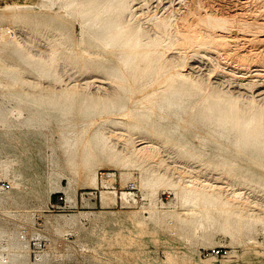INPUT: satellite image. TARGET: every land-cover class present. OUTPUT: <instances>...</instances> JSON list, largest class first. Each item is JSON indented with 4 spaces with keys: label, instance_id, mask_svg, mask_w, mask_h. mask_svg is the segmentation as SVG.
I'll return each instance as SVG.
<instances>
[{
    "label": "rangeland",
    "instance_id": "374dc122",
    "mask_svg": "<svg viewBox=\"0 0 264 264\" xmlns=\"http://www.w3.org/2000/svg\"><path fill=\"white\" fill-rule=\"evenodd\" d=\"M173 1L174 2H172V0H136L134 2V9L138 13L141 20L146 22L147 13L149 17L150 12L152 15L153 11H156L158 9L157 7H159L160 10L164 7L171 6V3H173V7L177 8L178 5L176 2H178V0ZM222 1L224 2L226 0H221V2ZM227 1H231V3H221L218 7L221 11L223 10L222 12L233 15H237L239 12H242L238 11L237 13L236 11L241 5L237 7L236 4L238 3H233L234 0ZM37 2L39 3V0H0L1 24L12 21V15L8 17H4L2 15V8L7 4L35 5L37 4ZM262 4H264V0H252V3L247 4L244 7L246 10L243 11V14L245 12L246 18L245 16H243V14L241 15L242 17L240 15H238L237 17H244L245 19H247L251 16L249 20L258 18L254 17V12L258 10L261 11L262 9H260V6H262ZM154 7L156 8V10L154 9ZM233 10L236 13H233ZM45 21L46 20L40 18L38 20L29 22L15 23L13 26L17 27V31L12 30L13 34L11 33L10 35H8L9 37H7V40L5 39V42L1 41V36L2 34L4 35L6 31H0V81L2 82V84H0V112L1 114H3L4 111L6 113H4L2 117L0 114V242H3L0 243V264H206L208 263V261H212L214 264H264V225L263 223L255 222L254 224V222H252V224H248L249 222H246L252 215H258V217H262V221L264 220V153L257 156L255 154L253 155L251 151L248 150L250 149V144H247L249 145V147L247 146V148L245 147V144H242L244 147L241 145L240 150L243 153L240 151V154L236 152V150L234 152L235 147H233V143L236 142L237 137L232 138L231 141H228L226 138L218 136V130L213 127H211L209 132L210 125L207 124L208 122H206L205 120H201L200 118L202 116L200 117L197 112H194L193 114L185 113L180 117H177L174 115V111L171 109L160 112L159 108L155 107L156 111L154 110L153 112L149 113L147 109H144L149 108L148 102L146 104L147 106H141L139 103H137V106L134 105L131 108H142L141 110L144 109V111H146L140 116L141 119L139 121H134L136 122L134 123L133 120H127L125 121L124 125L115 124L116 127L120 125L119 128H116L111 124L106 126H109V128L115 130L116 133L114 134H117L118 137L113 134L110 140H113L112 143H115L114 145H117V148L122 146L123 143L121 142H124L122 141L123 139H129L127 141H130L132 139L131 142L133 144L131 142H128V149L132 147H141L144 145L141 143L144 142V140L147 141V138H150V135L146 132V129L142 130L141 132L137 128H132V126H134L135 124L137 126V123H141L140 126L142 127V129H144V127L146 128V126H150V124L156 126L157 128H161L162 131H166L165 134L162 135L163 138L160 139L161 136L157 134H153L156 137H152L153 140L155 139L154 141L160 145H158L159 148L161 147L159 151V153H161H158V157H163L164 159L161 158L160 160L163 159L162 161L166 163L163 164V167L161 166L162 164L159 165V172L163 171L162 173H169L170 175H172V180H176L174 179V177H177L178 172L182 173V170H184L188 175L184 176L185 172L183 171V177H192L193 174L194 177L196 176L199 179L202 178L210 180L214 177H219L220 181L223 182H231L235 180L233 182L237 185V191H239V189L241 188L239 192H246L244 195L250 193L248 196L253 202L255 201L254 204L256 206L253 207L254 209L244 211L245 213L243 214L246 216V218H244L245 221L243 222L244 229L242 228L240 233L241 235L239 234L238 237H235L234 241L230 235L228 236V233L226 234L225 231L223 233V230L220 227L216 226L214 227V229L210 228V231L208 230L209 232H204L201 229H197V225H187V227L185 224L180 223L179 220L176 219V217H174V215L176 214L171 215L170 213H167L170 208L175 206L176 202V205L181 204L180 200H177L175 198L176 195L172 194L174 193V189L170 186H167V188L160 187L161 189L158 188V190H156L158 192L155 195L154 193L152 194L144 187H142L140 182L144 174L146 173L140 172V168L135 166L136 164H138L137 159L128 156L127 159L131 158L132 160L130 162L131 164L129 165L130 167L125 166L122 163H118L121 168L126 170L124 171L123 169L121 170V168H118L117 163H114L116 165H114L113 167V162L111 163L109 159L99 156V160H103L104 164L102 165V162L100 161L99 163L101 166L99 165V163H96L99 166L95 164L97 167H93V170H96V174L98 175L96 188H93V186L90 185L85 174L79 175L77 171H79L78 168L81 167L76 168V166H68L69 163H67L68 161L66 157H63L64 152L63 148L61 147L62 142L60 141V139H58L60 136L58 133L59 122L56 118L58 116V113L61 112H59V110H61L59 106L63 105L60 104V102L58 103V101H61V98L59 96L61 89H66L71 85H75L76 87H78V90L81 91L86 87L82 83H85V81L91 80L92 78H98L99 83H96V86H91L90 88H87V90L85 88L86 91L89 90V92H92L91 94L97 95L95 94L98 89L97 87H103V91H107V89H110L112 87L115 88V84L114 82H112V80H107L108 75L104 71H97L94 70L96 68H90L93 65V62H91L92 60L96 59V61H102L103 57L92 56V59L89 54H86L83 51L82 45H84V43H88L89 41L88 36L85 35L87 34L86 32L83 36H81V33H84V31L80 26L79 19H74V17H64L63 21L54 20L51 24H49V26H47V28L44 24ZM1 27H3L1 28L3 30H8L3 25H1ZM236 29L234 28L232 32L233 35L240 34L238 29ZM60 32L64 33V38H61L63 36ZM17 37H20V39H22V44L18 45V47L13 48L5 44L16 39ZM59 38H61L62 40H60ZM73 43L76 46L71 45ZM65 45L69 47L74 46V49L71 50L70 54L67 53L68 55H66L67 59L65 58V61L64 59H62L53 62V66L50 71V74L52 75V77L50 76L51 78L47 76H41L37 71H35V67H33V65L38 67L37 64L45 62L48 63V61L51 60H48L49 53L55 52L58 49V52L60 50V53L66 54L65 51H67V48L65 47ZM62 48H64L65 50L63 51ZM75 48H80L77 50L78 53L75 52ZM250 48H252V46ZM252 49H254V47ZM199 50L201 51L197 52L198 54L196 52L191 53L190 51L186 52L188 54H181L182 57L187 55L185 57L186 65L188 64V66H186V68L188 67L186 69V73H192V71L190 70L192 68L195 71H193L194 75L192 73L193 78H197L199 75L198 78L201 77L200 79L203 78L204 81L208 79L209 81L207 80V82L211 83L212 80V83L216 84L219 87L218 88L217 86H215L216 90H223L222 92H220L223 94L226 93L224 94L225 97H228V95L237 96L239 94H242L241 99L243 101H247V99L249 101V99H252L254 97L256 101H259V104L264 105V103H262L264 102V94L257 96L259 92L264 91V86L261 87V85L264 84L263 71L261 72V74L263 75L260 76L261 78L258 77L251 79L256 85L252 82V84L248 86V88L246 87V89L245 86L240 87L241 85H239L238 78L233 75L227 76L226 73H228L227 71L229 70L228 66H225L223 64L224 60H220L222 62L220 64V62L216 60V56L213 55L210 50L206 48H201ZM82 53H84L85 55L83 56ZM201 53H204V55H202ZM192 55L195 56L193 57ZM108 57L109 62L107 63L109 65H116L117 61L115 57L110 55H108ZM177 57L179 56L177 55ZM110 58H113V60ZM88 60L90 61V64H87ZM26 61L28 63L32 62L33 65L30 66ZM221 65L223 67H221ZM216 66L218 67L216 68ZM219 67L221 69L224 68L223 70L226 71H222ZM259 69L264 70V67H259ZM212 70H214V72ZM91 71L93 74L91 73ZM96 71L98 72V75ZM127 73L129 76L131 75L129 78L132 81L125 82V84L128 85L129 83L131 84V82L135 83L132 79L134 71L130 70L127 71ZM204 75L206 79L204 78ZM13 78L18 80H13ZM55 78L58 80L62 79L60 83L61 85L56 82ZM229 79L231 80L228 81ZM19 80L20 82H22L20 83ZM254 80L257 82H255ZM227 81L230 83V86ZM231 82L234 83L232 84ZM133 83L132 85L134 86ZM236 83L237 87L235 86ZM246 83L249 82L247 81ZM139 85L141 84L139 83ZM139 85H135L136 89L137 87H140ZM257 85H259V88ZM185 88L187 90H191V94L190 92L188 93L185 89L181 90L183 94L187 92L186 99H191L190 101L187 100L188 106H190L192 102L197 98V96L194 95V99L193 97H191L193 95L192 89H188L190 87ZM225 88H228V90L230 89L231 91L229 90V92H227L225 91ZM167 89L168 88L164 87L163 89H160L157 94L161 96L165 91H167ZM237 89L239 92H237ZM54 90L56 92V96L52 95V92H54ZM240 91L243 93H241ZM40 95H42V97H40ZM244 95H247L250 98L246 96L247 99L245 100ZM31 98L35 99L36 101H33V99ZM38 98L40 99L39 103L44 104H38L40 105L38 106ZM261 99H263L262 102H260ZM18 100L21 102L22 106L20 105V102ZM42 100L45 102H43ZM55 100H57V103L55 102ZM123 101L128 103L125 96ZM32 103H36V105ZM25 105L29 106L26 107ZM11 107L12 114H10ZM20 108L22 111L20 110ZM36 109L39 112H37ZM33 110H35L36 112ZM18 111L20 112L19 115L17 114ZM197 111L201 113L200 109ZM75 115L76 117H78L77 114ZM196 115H198V117ZM185 117H188V119ZM30 118H32L33 120ZM1 119L3 120V122ZM199 119L203 123L205 122V126L202 124V122L196 121ZM4 121H7V123L5 122L4 124ZM193 122L195 126L192 125ZM27 123H31L32 125H29ZM101 124L103 126L104 121L100 120L99 125ZM199 124L202 125L200 126ZM127 125L129 126V128ZM196 125H199L200 127ZM34 126L36 127L32 128ZM206 126L208 129L206 128ZM120 127H124L125 129H122ZM211 131L214 132L215 135L212 134ZM198 132L200 134L202 133L201 136ZM210 133L211 135H209ZM203 136L206 138H204ZM200 137L204 139L202 140ZM214 141L217 143H215ZM225 144H227V146L230 145L233 149L229 148L230 146H225ZM216 145H220V148L222 149L228 148V150L224 152L222 151V149H219V146ZM228 151H230L231 153ZM194 152L195 154H193ZM189 153H191L190 156ZM234 153H236L237 155L240 154V157L236 156V154ZM247 153H249V155ZM197 155H199L200 157ZM219 155H224L226 158H228L229 161H233L236 165L235 167H233L237 171L232 167L229 172H226L225 167L223 168L224 165L218 164ZM191 156H196L198 158L193 159V157L191 158ZM64 158L66 159L65 161ZM242 158L245 159V161ZM255 162L258 164H256ZM5 163L6 165H4ZM133 163L135 164L134 169H132L133 167H131ZM65 164L66 166H64ZM144 166H148V164H143L142 167ZM174 167L175 169H173ZM243 167H245L246 169L248 168L249 170L247 169L246 171V169ZM3 168H5V170H9L5 171ZM166 168L167 172H165ZM154 169H156L154 166L152 168L148 167L149 172ZM168 169L170 172H168ZM192 169L195 171H193ZM2 170L4 171V173L2 172ZM123 171L125 173H129H126L125 175ZM6 172H8L9 176L8 174H6ZM110 174H112L113 176H110ZM169 174L167 176H170ZM189 174L191 176H189ZM127 175L129 178H126ZM227 175L230 176V180H226V178H228ZM232 176L239 179H234L232 178ZM124 180H126L127 183ZM13 181L18 186L14 187L12 184ZM239 181L242 184L244 183L243 186H246L248 182L252 186L248 184L246 188H244ZM5 182L11 184L12 186L9 191H6L2 188V184ZM103 182L106 184L105 186ZM239 183L240 186L238 185ZM131 184L135 185V189H130V187L132 186ZM112 191L114 192V194ZM123 193H129L126 200L122 199L121 197L123 196ZM60 197L63 198V201H60ZM128 199H131L132 202ZM163 205L164 207H162ZM178 205L177 207H180V205ZM157 208L161 212H158ZM155 210L157 212V215L154 214ZM164 210H167L166 213H164ZM162 212L163 214H161ZM217 213L218 212H215L214 215L218 216ZM158 216L160 217L159 219ZM163 219L166 221H164ZM133 220L135 222L138 220V222L143 221L142 223L145 224V229L142 233L137 230L136 226L133 223ZM162 222L165 223L163 224ZM249 225H252L253 227ZM12 229L15 231V233H13L14 231ZM245 233L246 235H244ZM127 235L129 237L133 235L134 239L129 242V237H127ZM252 238L257 242L258 245L256 244L255 246L252 243H249ZM121 240L123 243L121 242ZM239 241H242L241 244ZM213 249H219L221 251V255L219 257L211 255L210 252ZM228 256L231 258V262L225 263L223 260Z\"/></svg>",
    "mask_w": 264,
    "mask_h": 264
},
{
    "label": "bare ground",
    "instance_id": "6f19581e",
    "mask_svg": "<svg viewBox=\"0 0 264 264\" xmlns=\"http://www.w3.org/2000/svg\"><path fill=\"white\" fill-rule=\"evenodd\" d=\"M135 1L136 0H39V3L37 2V4H35V5H32V4L31 5L30 4L29 5L7 4L5 7L2 8V15L4 17H8V16L12 15L11 16L12 21L5 23V24H1V22H0V29L3 28V27H1V25H3L8 30L10 29V30H16L17 31V27L13 26L15 23H18V22L24 23V22H29V21H33V20H38L40 18H42L43 20H46L44 23L46 28L54 20L63 21L64 17H67V18L74 17V19H79L80 26L82 27V29L84 31V33H81V36H83L86 32L87 34H85V35L88 36V41H89L86 44L83 42L84 43V45H82L83 51L86 54H89L92 59L94 56L103 57L102 61H100V60L96 61V59L92 60L91 62H93L92 63L93 65L92 66L90 65L91 66L90 68H96L94 70H97V71H99V70L102 72L104 71L108 75L107 80L110 79V80H112V82H114L115 88L112 87L113 89L110 88V89H107V91H103V87L102 88L97 87L99 89V90L97 89V92L95 93L97 95H93V94H91L92 92H89V90L88 91H86V90H87V88H90L91 86L92 87L96 86L95 84L96 83L98 84L99 80H98V78H94V79L92 78L91 80H87V81H85V83H82L86 86L85 87L86 90H85V88L83 90H81V88H80L81 91H79L78 87H76L75 85H71L70 87H67L66 89H61L60 95L58 94L61 98L60 99L61 101H58V103L60 102V104H63V105H61V106H59L60 104L58 105L59 108H61V110H59V112L60 111L61 112L58 113V116L56 118L59 122L58 133L60 136L58 139H60V141L62 142L61 147L63 148V152H64L63 157L64 156L66 157V159L68 161L67 163H69L68 166H70V167L76 166V168L81 167V168H78L79 171H77L79 173V175L85 174V176L88 178L90 185L93 186V188L94 187L96 188L98 175L96 174L97 171L93 170V167L97 165L96 163H99L101 161V160H99L100 157H102V158L105 157V158L109 159L111 161V163L113 162V167H114V165H116L114 163H117L118 168H121L119 166L120 163H122L125 166H129L131 164L130 162L132 161L131 158L137 159L138 164L135 165L133 163V165L131 167H133L132 169H134L135 168L134 165H135V166L140 168V172L146 173V174H144V176L140 182L142 187H144L146 190H148L152 194L154 193L156 195V193L158 192L156 190H158V188H160V187L167 188V186L168 187L170 186L174 189V193H172V194L176 195L175 198L177 200L178 199L180 200V203H181V204H179L180 207H177L178 204L176 205V203H177L176 202L174 207L170 208L168 211L164 210V213H166V211H167V213H170L171 215L176 214V215H174V217H176V219H178L180 223H183L186 226L187 225L188 226L197 225V229H201L204 232H209L210 228L214 229V227H216V226L220 227L223 230V233H224V231L226 232V234L228 233V236L230 235L234 241V238L238 237V235L241 233V230L243 228V224H244L243 222L245 221L244 218H246V216L243 214V213H245L244 211L254 209L253 207L256 206L254 204L255 201L253 202L250 199V197L248 196L250 193L244 195L246 192L245 193L243 191L239 192L241 190L240 187H239L240 188L239 191H237V189H236L237 185L233 182L235 180H233L231 182L230 181L223 182V181H220L219 177H214L210 180L209 179H202V178L199 179L196 176L194 177L193 174H192V177H183V174H184L183 171L184 170H182V173L178 172L177 173L178 175L176 174L177 177H174V179H176V180H172L173 179V178H171L172 175H170L168 173L170 176H167L168 175L167 173H162L163 171L159 172V170H158V169H160V168H158L160 164H162L161 166L163 167V164H166V163L162 161L164 159L163 157H161V158H163L162 160H160L161 158L158 157V153H159L161 147L159 148L160 145L154 141L155 139L153 140V138H152L153 136H155L157 134V135L161 136L160 137V139H161V138H163L162 135L165 134L166 131L164 132L161 130V128H157L156 126H154L152 124H150V126H146V128L144 127V129H142V127L140 126L141 123L140 124L137 123V126L139 124L138 127L135 124L134 126H132V128H137L141 132H142V130L146 129V132L149 133L150 138H147V141H145L143 139L144 142L141 143V144H144L143 146L132 147V148H129L130 149L129 150L128 149V147H129L128 142H131L132 139L130 141H127L129 139H123V140L121 139L124 142H121V143H123L122 146L117 148L116 147L117 145L115 146L114 145L115 143L114 144L112 143L113 140L112 141L110 140L111 136L116 132H115V130L109 128V126L107 127L106 125H109V124L114 125V126H115V124L124 125L125 121H127V120L128 121L133 120V122L134 121L137 122L141 119L140 116L144 112H146V111H144V109H147L150 113V112H153L155 110V107H158L160 112H164L168 109H171L174 111V115L177 117H180L181 115H183L185 113L193 114L194 112H197L200 117L202 116L200 119L203 121L205 120L206 122H208L207 124L210 125L209 132H210L211 127H213L216 130H218V132H217L218 136H220L222 138H226L228 141H231L232 138L237 137L236 142L233 143V147H235L234 152L236 150V152L241 154V152H242L240 150L241 145L245 144L246 145L245 147L247 148V146L249 147V145H247V144H250L251 146H250V149H248V150H250L253 155L255 154L257 156V155H261L262 153H264V105L259 104L258 103L259 101L258 100L256 101V99L254 97L252 99H249V101H248V99L246 98L247 95L246 96L244 95L245 100L247 99V101H243L241 99L242 94L241 95L239 94L237 96H235V95L229 96L228 95V97H225L224 94H226V93H224V94L221 93L223 90H219V91L216 90L215 86H217V85L213 84L212 80H211V83L207 82L208 79L205 78V75H204V78L206 79V81H204L203 78L200 79L201 77L198 78L199 75H198V77L196 76L197 78H193L192 73L194 75L195 71L192 68L190 69L192 71V73H186L187 72L186 69L188 68V67L186 68V66H188V64L186 65L185 57L187 55L184 57H182V55H181V54H184V55L188 54L186 52H189V51L191 53L192 52L197 53V52L201 51L199 49L206 48V49L210 50V52L213 55L216 56L215 58L217 61L220 62V64L222 63L220 60H224L223 64L225 66H228V70H229V71H227L229 74L224 72L227 74V76L228 75L235 76L239 80V85H241L240 87L245 86V88L246 87L248 88V86H250L253 82L251 79L263 76L261 74V72L262 71L264 72L263 69H259V67H264V4H262V6H260V9H262L261 11L258 10V11L254 12L255 14L253 13L254 17H258V18H253V19L249 20L251 18V16H250V18L248 17L247 19H245L246 15H245V12L243 14V11L246 10L244 7L247 4L252 3V0H249V1L246 0V2H245V0H234L233 3H238V4H236L237 7L241 5L239 7V9H237L236 11H237V13H238V11H242V12H239L237 15L236 14H234V15L233 14H226V13L222 12L223 10L221 11L218 8L221 3L226 2V3L230 4L231 1L228 2L226 0L224 2L223 1L221 2V0H178V2H176L178 5L177 8L173 7L174 4L171 2H169V3H171V6L164 7L163 9H160V10H159V7H157L158 8L157 10L154 7V9L156 11H153L154 14L152 13V15L150 12L149 17H148V13H147V19H146L147 21L145 22V21L141 20L138 13L134 9V2ZM169 1H171V0H169ZM175 1H177V0H175ZM163 2H165V1H163ZM172 2H174V1L172 0ZM165 3H167V2H165ZM139 7H141V6H139ZM142 10H144V9H142ZM234 10H233V13L235 12ZM242 14H243V16H245V18L243 17L244 19L237 17L238 15L241 16ZM32 16H33V18H32ZM142 18H143V16H142ZM234 28L235 29L237 28L238 31L240 32V34H242V35H240V34L233 35L232 32H233ZM5 30H3V32ZM60 33L63 36V37H61V36L60 37L64 38V36H65L64 33L63 32H60ZM7 37H9L7 33H4V35L2 34L1 41L5 42V39L6 40L8 39ZM10 37H13V36H10ZM14 37H16V36H14ZM61 38H59V39L62 40ZM21 40L22 39H20V37H17L16 39L10 41L9 43H5V44H7L9 47L14 48V47H18V45L22 44ZM60 40H59V42H60ZM63 45H64V43H63ZM67 45H65V47L67 48L66 49L67 51H65L66 54L60 53V50L58 52V49L55 52L49 53V59L48 60L51 59L52 61L50 60V61H48V63L47 62H45V63L40 62L41 64H37L38 65V67H37V66H34L32 64V62H29V63L27 61L26 62L30 66L33 65V67H35V71H37L41 76H47V77L51 78L52 75L50 74V71H51V68L53 66V62L59 61L62 59H64V61H65V58L67 57L66 55H68L67 53L70 54L71 50L74 49L73 48L74 46L69 47ZM71 45H75V44L73 43ZM250 45L252 46V48L254 47V49L250 48L251 47ZM62 49H63V51L65 50L64 48H62ZM78 49H80V48H78ZM78 49H76L75 52H77ZM72 53H73V51H72ZM82 54H83V56L85 55L84 53H82ZM176 54L179 57H177ZM108 55L115 57V59L117 61L116 65H112V64L109 65L107 63V62H109ZM202 55H204V53ZM85 57H87V56H85ZM110 59L113 60V58H110ZM211 59H214V58H211ZM89 60H88L87 64H90ZM86 61H87V59H86ZM98 61H100V62H98ZM222 65H221V67L224 66V65L223 66ZM15 66H17V65H15ZM12 67H14V66H12ZM217 67L218 66H216V68ZM223 69H221V70L226 71ZM130 70L134 71V75H133L132 79L136 84L131 82V84L129 83L130 84V86H129V84L126 85L125 82L132 81L129 78L131 75L129 76L127 73V71H130ZM92 71H91V73H92ZM212 71L214 72V70H212ZM97 75H98V72H97ZM13 80H18V79L13 78ZM61 80L62 79H60V80L56 79V82L58 84H60ZM230 80L231 79H229L228 81H230ZM238 80H235V81H238ZM232 81H233V79H232ZM247 81L249 83H246ZM19 82H20V80H19ZM255 82H257V81H255ZM12 83H13V81H12ZM132 83L134 84V86L132 85ZM139 83L141 85H139ZM157 83H158V85H157ZM231 83L233 84L234 82H231ZM0 84H2L1 81H0ZM137 84L140 87H137V89H136L135 85L137 86ZM261 84H263V83H261ZM219 86H220V84H219ZM229 86H230V83H229ZM232 86H234V85H232ZM235 86L237 87V83L235 84ZM257 86L259 88V85H257ZM263 86H264V84L261 85V87H263ZM164 87L168 88L169 90L167 89V91H165L161 96L158 95L157 94L158 91L160 89H163ZM185 87H190L188 89H192L193 95L191 97L194 98V95L197 96L196 99L194 98L195 100L193 99L194 101L192 100L193 101L192 104L191 105L189 104L190 106H188V101H190L191 99L190 100L186 99V94H187V92L189 93L191 90H187ZM245 88H243V89H245ZM252 88H253V85H252ZM183 89H185L187 91L184 94L181 92V90H183ZM220 89H222V88H220ZM225 89H226L225 91H227V92H229V90H230V89L228 90V88H225ZM55 90H54V92H52V95H55V93H56ZM237 92H239L238 89H237ZM241 93H243V92H241ZM121 94H123L126 97V101H128V103L123 101L124 96ZM190 94H191V92H190ZM228 94H230V93H228ZM262 94H264V91L259 92L257 96L262 95ZM40 97H42V95H40ZM247 97H249V96H247ZM27 98H28V96H27ZM31 99H33V98H31ZM263 99H264V97H263ZM263 99H261L260 102H262ZM34 100L35 99H33V101ZM39 100L40 99L38 98L37 105L40 104ZM58 100H59V98H58ZM56 101L57 100H55V102ZM43 102H45V101H43ZM147 102L149 103V108H144L143 110H141L142 108H140V109L139 108H136V109L131 108L134 105H136L137 103H139L141 106H145L147 104ZM262 103H264V102H262ZM32 104L36 105V103H32ZM42 104H44V103H41L40 105H42ZM20 105L22 106L21 102H20ZM40 105H38V106H40ZM45 105H46V103H45ZM16 106H17V104H16ZM28 106L29 105H27L26 107H28ZM31 106H33V105H31ZM199 109H200L201 113H199L197 111ZM20 110H21V108H20ZM10 111H11L10 114H12V107H11ZM33 111H35V110H33ZM37 112H39V111L37 110ZM4 113H5V111H4ZM0 114H1V112H0ZM3 114H1V117L3 116ZM17 114L19 115L20 112L18 111ZM75 114H77L78 117H76ZM30 115H31V113H30ZM36 115H38V114H36ZM4 116H6V115H4ZM167 116H168V114H167ZM184 116H186V115H184ZM196 116L198 117V115H196ZM185 118L188 119V117H185ZM30 119H32V118H30ZM187 119H186V121H187ZM200 119L196 120V121L202 122V121H200ZM4 120H5V118H4ZM100 120L104 121L103 126H102V124L99 125ZM191 120H192V118H191ZM24 121H26V120H24ZM122 121H124V122H122ZM2 122H3V120H2ZM5 122L7 123V121H4V124H5ZM136 122H134V123H136ZM149 122H150V119H149ZM154 122H155V120H154ZM184 122H185V119H184ZM204 123L202 122L203 125H204ZM27 124L30 125L31 123H27ZM34 124H36V123H34ZM111 125H110V127H111ZM192 125H194V122ZM199 125H196V126H199ZM119 126H117V127L115 126V127L119 128ZM142 126H144V125H142ZM35 127L36 126H34L32 128H35ZM53 127H54V125H53ZM25 128H26V126H25ZM50 128H49V130H50ZM120 128L123 129L124 127H120ZM128 128H129V126H128ZM203 128H205V127H203ZM206 128H207V126H206ZM195 129H196V127H195ZM129 130H131V129H129ZM134 131H135V129H134ZM207 131H205V132H207ZM131 133H129V134H131ZM211 133L214 134V132H212V131H211ZM211 133L209 135H211ZM153 134H155V135H153ZM201 134H200V136H201ZM115 136H117V134ZM159 136H157V137H159ZM220 137H219V139H220ZM204 138H206V137H204ZM215 139H216V137H215ZM136 143H137V141H136ZM215 143H217V142H215ZM118 145H119V143H118ZM132 146H134V145H132ZM216 146H219V149H222V148H220V145H216ZM225 146H227V144H225ZM229 146H227V147H229ZM179 147H182V146H179ZM229 148H232V147L230 146ZM237 149H238V151H237ZM227 150H228V148L222 149V151H224V152ZM161 151H162V149H161ZM228 152H230V151H228ZM190 154L191 153H189V156H190ZM193 154H195V152ZM234 154H236V153H234ZM247 154L249 155V153H247ZM239 155L236 154V156H239ZM244 155H245V153H244ZM128 156L131 158L127 159ZM197 156H199V155H197ZM230 156H231V154H230ZM192 157L193 156H191V158ZM218 157H219V160H218L219 163L218 164H223L224 166L223 165L222 166H223V168L225 167L226 172H229L233 166L234 167L236 166L233 161H229L228 158H226L224 155H219ZM250 157H251V155H250ZM263 157H264V155H263ZM173 158H175V157H173ZM194 158H198V157L195 156V157H193V159ZM66 159L64 158V161ZM170 160H172V159H170ZM243 160L245 161V159H243ZM101 162H102L101 164L103 165L104 164L103 160ZM174 162H173V164H174ZM259 163H261V162H259ZM143 164H148V166L142 167ZM256 164H258V163H256ZM4 165H6V163ZM99 165H100V163H99ZM99 165H97V166H99ZM64 166H66V164ZM153 166L156 169L149 172L148 167L152 168ZM211 166H212V164H211ZM215 166H218V165H215ZM263 166H264V163H263ZM8 167H6V168H8ZM170 168H171V166H170ZM178 168H180V167H178ZM243 168H245V167H243ZM3 169L5 170V168H3ZM122 169L123 168H121V170ZM127 169H128V167H127ZM169 169H168V172H170ZM173 169H175V167ZM184 169H187V168H184ZM247 169H246V171H247ZM6 170L8 171L9 169H6ZM75 171H76V169H75ZM124 171H126V170H124ZM124 171H123V173L125 175H126V173H129V172L125 173ZM128 171H130V170H128ZM193 171H195V170H193ZM2 172L4 173L3 170H2ZM165 172H167V168H166ZM57 173H58V171H57ZM173 173H174V171H173ZM6 174H8V172H6ZM111 175L112 174H110V176ZM130 175H131V172H130ZM185 175L188 176L186 174V172H185L184 176ZM8 176H9V174H8ZM8 176H6V177H8ZM189 176H191V175L189 174ZM227 176H228V178H226V180L230 178L229 175H227ZM236 176H237V174H236ZM126 178H129L128 175ZM126 178H124V179H126ZM205 178H207V177H205ZM224 178H225V176H224ZM232 178H234V176H232ZM236 179H239V178H236ZM124 181L126 182V180H124ZM13 182H12V184L14 187L18 186L15 182L14 183ZM104 182H103V184L105 186L106 184ZM180 182H182V183H180ZM134 183H135V181H134ZM240 183L238 184L239 186H240ZM259 183H261V182H259ZM248 184H250V183L248 182ZM71 185H72V183H71ZM243 185H244V183L242 184V186ZM246 186H243V187L246 188ZM256 186H258V185H256ZM107 191H109V190H107ZM113 194H114V192H113ZM128 194L129 193H123V196H121L122 199L126 200ZM115 195H116V193H115ZM130 196H131V194H130ZM151 198H152V195H151ZM131 199L130 200L128 199V200L131 201ZM143 199H145V198H143ZM155 199H157V198H155ZM177 200H175V201H177ZM152 201H153V198H152ZM155 202H156V200H155ZM152 204H153V202H152ZM155 205H156V203H155ZM172 205H173V203H172ZM162 207H164V205ZM157 210H158V208H157ZM258 211H257V213H258ZM158 212H161V211L158 210ZM215 212H218L217 213L218 216L214 215ZM152 214H153V212H152ZM154 214L157 215L156 210H155ZM161 214H163V212ZM253 214H256V213H253ZM259 215H261V214H259ZM159 218L160 217L158 216V219ZM261 218L262 217H258V215H252L249 217V220L246 222L247 223L249 222L248 224H250V223L252 224V222H254V224H255V222H257V223H263V225H264V220L262 221ZM138 221L135 222L133 220V223L136 226L137 230L142 233L145 229V224L142 223L143 221L142 222H138ZM164 221H166V220H164ZM172 223H171V225H172ZM254 224H253V226H254ZM249 226H252V225H249ZM183 228H186V227H183ZM253 230H254V228H253ZM188 231H189V229H188ZM9 233H10V231H9ZM13 233H15V231ZM128 235H127V237H129ZM244 235H246V233ZM228 236H226V237H228ZM132 239H134L133 235H131L129 237V242L132 241ZM236 239H238V238H236ZM249 240H250V238H249ZM18 241H16V242H18ZM13 242H15V241H13ZM121 242H122V240H121ZM241 242H240V244H241ZM0 243H3V242H0ZM249 243H252L255 246L257 244V242L255 240H253V238ZM8 245H10V244H8ZM1 249H2V247H1ZM19 251H17V252H19ZM4 252H6V251H4ZM21 252H24V251H21ZM259 254H260V252H259ZM9 257H12V256H9ZM228 257L223 260L225 263L231 262V260H230L231 258L230 257L228 258ZM9 264H11V263H9ZM206 264H214V263L212 261H208V263H206Z\"/></svg>",
    "mask_w": 264,
    "mask_h": 264
},
{
    "label": "built area",
    "instance_id": "2783aa9c",
    "mask_svg": "<svg viewBox=\"0 0 264 264\" xmlns=\"http://www.w3.org/2000/svg\"><path fill=\"white\" fill-rule=\"evenodd\" d=\"M0 31H3V29H0ZM5 31H6V33L8 35H10L13 32L12 30H5ZM131 185L132 186L130 187V189L131 190L135 189V185L134 184H131ZM11 187L12 186L9 183H6L5 182V183L2 184V188L4 190H6V191H9L11 189ZM60 199H61L60 201H63V198L62 197H60ZM210 254L213 255V256H215V257H219L221 255V251L219 249H213V250H211Z\"/></svg>",
    "mask_w": 264,
    "mask_h": 264
}]
</instances>
